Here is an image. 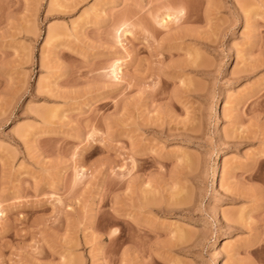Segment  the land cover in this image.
<instances>
[{"label": "rangeland", "instance_id": "374dc122", "mask_svg": "<svg viewBox=\"0 0 264 264\" xmlns=\"http://www.w3.org/2000/svg\"><path fill=\"white\" fill-rule=\"evenodd\" d=\"M0 264H264V0H0Z\"/></svg>", "mask_w": 264, "mask_h": 264}, {"label": "bare ground", "instance_id": "6f19581e", "mask_svg": "<svg viewBox=\"0 0 264 264\" xmlns=\"http://www.w3.org/2000/svg\"><path fill=\"white\" fill-rule=\"evenodd\" d=\"M162 21H164V19H162ZM117 70H120V68H118ZM221 115L222 114H218L217 121H216L217 122V124H216L217 127H219L221 125V123L223 122ZM224 155H225V152L224 151H220L218 153V158L216 160L217 163L215 165V169H214L213 176H212L213 185L215 187H218V184H217V180L218 179H217V177L219 176L220 171H221L220 160H222ZM223 238H224L223 236H218L217 237L219 244L222 242ZM219 244L217 243V244H215V246H218Z\"/></svg>", "mask_w": 264, "mask_h": 264}]
</instances>
